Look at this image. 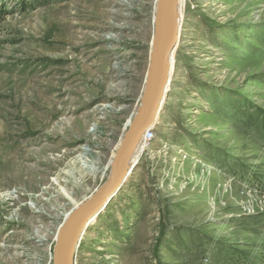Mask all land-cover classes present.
Returning <instances> with one entry per match:
<instances>
[{
	"label": "rangeland",
	"instance_id": "1",
	"mask_svg": "<svg viewBox=\"0 0 264 264\" xmlns=\"http://www.w3.org/2000/svg\"><path fill=\"white\" fill-rule=\"evenodd\" d=\"M156 4L0 0V264H53L60 227L108 181L143 103ZM178 12L155 138L76 264H264V0Z\"/></svg>",
	"mask_w": 264,
	"mask_h": 264
},
{
	"label": "water",
	"instance_id": "2",
	"mask_svg": "<svg viewBox=\"0 0 264 264\" xmlns=\"http://www.w3.org/2000/svg\"><path fill=\"white\" fill-rule=\"evenodd\" d=\"M178 4L179 0L157 2L149 71L151 75L146 84L142 107L113 156L108 181L86 203L72 210L60 227L53 264H74L78 234L105 210L122 189L127 180L128 161L145 133L157 124L161 103L171 80L172 55L180 39L182 24L177 13Z\"/></svg>",
	"mask_w": 264,
	"mask_h": 264
},
{
	"label": "bare ground",
	"instance_id": "3",
	"mask_svg": "<svg viewBox=\"0 0 264 264\" xmlns=\"http://www.w3.org/2000/svg\"><path fill=\"white\" fill-rule=\"evenodd\" d=\"M157 2H158V0H157ZM178 6H179V4H178ZM156 9H157V4H156ZM156 9H155V13H156ZM177 13H178V16H179V19H180V22H181V24H182V16H181V14L178 12V8H177ZM154 23H155V21H154ZM181 27H182V25H181ZM180 33H181V31H180ZM179 41H180V39H179ZM152 52H153V50H152ZM173 56V55H172ZM170 69H171V74H172V72H173V64H172V60H171V65H170ZM150 72H149V75H148V79H147V82H149L150 81ZM172 76V75H171ZM169 86V85H168ZM167 89H168V87H167ZM167 94V93H166ZM165 98H166V95H165V97H164V99H163V101H162V103H161V108H162V104L164 103V100H165ZM141 107H142V105H141ZM141 109V108H140ZM140 109H139V111H140ZM139 113V112H138ZM138 115V114H137ZM137 117V116H136ZM136 119V118H135ZM134 119V120H135ZM134 123V121L132 122V124ZM131 124V125H132ZM45 140H47L48 141V139L47 138H45ZM37 142H39V140H37V141H35V143H37ZM144 143V139L142 138V140L140 141V143L138 144V148L141 150V151H143V146H142V144ZM140 146V147H139ZM142 146V147H141ZM137 149V148H136ZM136 151V150H135ZM41 153H43V151L41 152ZM133 157V158H132ZM29 158V157H28ZM30 158L31 159H33V157H31L30 156ZM78 158V157H77ZM80 159V158H79ZM139 159V156L138 155H135L134 156V153H133V155L131 156V158H130V160L128 161V165H127V178L129 177V175H130V172H131V166H132V164H133V166H134V164H135V162H137V160ZM130 161H131V163H130ZM76 163V162H75ZM83 168H87V167H85L84 165H83ZM92 170V169H91ZM85 171V170H84ZM69 172V171H68ZM92 172L93 173H95V170H92ZM22 176V175H21ZM55 181H58V180H55ZM80 182V181H79ZM185 189V187L184 186H182L181 188H180V190H184ZM9 193V192H8ZM67 199H69V200H71L70 199V196L69 195H64ZM7 197H10V194H7ZM77 208V207H76ZM75 208V209H76ZM24 210V209H23ZM89 225H90V223L87 225V227H85V229L83 228L81 231H80V233L78 234V236H77V240H76V243H75V248H74V258H75V251H76V249H77V247L79 246V243L81 242V238L83 237L82 235L85 233V231L87 230L86 228H88L89 227ZM74 264H76L75 262H74Z\"/></svg>",
	"mask_w": 264,
	"mask_h": 264
},
{
	"label": "built area",
	"instance_id": "4",
	"mask_svg": "<svg viewBox=\"0 0 264 264\" xmlns=\"http://www.w3.org/2000/svg\"><path fill=\"white\" fill-rule=\"evenodd\" d=\"M155 138V132L154 128L150 129L148 132L145 133L143 139H144V144L151 143Z\"/></svg>",
	"mask_w": 264,
	"mask_h": 264
},
{
	"label": "trees",
	"instance_id": "5",
	"mask_svg": "<svg viewBox=\"0 0 264 264\" xmlns=\"http://www.w3.org/2000/svg\"><path fill=\"white\" fill-rule=\"evenodd\" d=\"M5 13L3 12V10H0V16L4 15Z\"/></svg>",
	"mask_w": 264,
	"mask_h": 264
}]
</instances>
